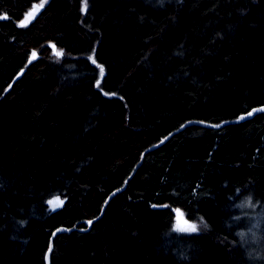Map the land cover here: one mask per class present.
I'll list each match as a JSON object with an SVG mask.
<instances>
[{
  "label": "trees",
  "instance_id": "trees-1",
  "mask_svg": "<svg viewBox=\"0 0 264 264\" xmlns=\"http://www.w3.org/2000/svg\"><path fill=\"white\" fill-rule=\"evenodd\" d=\"M93 1L0 0V264H47L53 231L86 228L107 200L90 229L57 234L50 264H264V111L221 128L176 131L188 119L217 123L264 104H242L233 116H185L210 80L183 72L216 52L238 54L235 28L181 43V78L167 110L156 108L147 122L124 92L135 78L150 100L167 88L150 72L152 61H170L166 43H176L169 36L180 34L185 12L263 25L264 0H113L119 27L143 28V9L160 16L112 60ZM256 60L264 64V41ZM111 61L116 87L107 85ZM229 83L220 78L217 86ZM258 87L264 93V69ZM56 197L64 203L53 208ZM178 213L195 230L177 226Z\"/></svg>",
  "mask_w": 264,
  "mask_h": 264
},
{
  "label": "rangeland",
  "instance_id": "rangeland-1",
  "mask_svg": "<svg viewBox=\"0 0 264 264\" xmlns=\"http://www.w3.org/2000/svg\"><path fill=\"white\" fill-rule=\"evenodd\" d=\"M39 7L35 5L29 10L20 20L21 24L25 23L26 16ZM91 11L96 15V24L105 33L103 49L112 60L119 54H124L130 50L136 40L147 31L151 21L157 19L160 14L151 10L143 9V12L148 16L147 24L140 30H134L129 26H117V20L120 19L121 13L114 10L113 0H94L91 6ZM35 15V14H34ZM232 25L235 29L233 41L240 48L238 54L230 57H222L216 52L210 60L198 61L188 71H184L182 76L195 78L197 81L205 79L210 80L208 88L200 95L197 107L194 106L186 109L185 116L187 117H206L214 110H221L225 115L233 116L241 108L242 104H253L261 99H264V93L259 91L258 75L264 69V64L257 62L259 48L264 41V24L257 25L256 21L247 17L240 23H233L229 20H220L207 14L203 17L192 16L187 12L182 17V29L180 34H172L169 40L176 38V43H166V49L170 52V61L166 64L153 58L150 72L157 78L167 84V88L157 93L153 100L148 99L149 90L143 87L139 78H135L125 89L124 92L128 97L134 111L138 113L142 120L147 122L150 114L156 108L167 110V96L173 84L181 77L176 73V64L180 58L184 56L186 45L191 44L194 40L206 33L209 28L225 29L226 26ZM111 73L107 80V85L116 87L121 82L120 74L117 72L111 61ZM220 78L229 79V85L221 89L217 86V81ZM59 197L54 198L52 201ZM63 200V198H59ZM51 207L52 204H51ZM54 208V207H53ZM177 226L185 230H190L193 223L188 222L181 213L177 215Z\"/></svg>",
  "mask_w": 264,
  "mask_h": 264
},
{
  "label": "water",
  "instance_id": "water-1",
  "mask_svg": "<svg viewBox=\"0 0 264 264\" xmlns=\"http://www.w3.org/2000/svg\"><path fill=\"white\" fill-rule=\"evenodd\" d=\"M263 111H264V104L256 105V106L252 107L247 112H242V113L238 114L235 117L227 118V119H224L223 121H220V122H217V123H213V122L207 121L205 119L192 118V119L186 120L176 131H180L183 128H185L186 126L191 125V124L201 125V126H205V127H209V128H221V127H223V126H225L227 124L239 123V122H242V121L247 120L249 118H252L256 113L263 112ZM169 137H170V134L167 135L166 137H164L161 141H159V143L150 146L148 148V150H151V149L163 144ZM142 159H143V155H142L141 160L138 162V164L135 167H137L141 163ZM133 172H132V174H133ZM126 182H127V180H126ZM125 185L123 186V188L125 187ZM123 188H119V189L115 190L114 192H112L110 194L109 198H111L116 193L121 192L123 190ZM107 201L104 203L103 208H102L99 216H97V217H95L93 219L86 220L84 222L85 225H86L85 226L86 228H84V227H80L79 228L80 222H77L74 226H71V227H66V226L57 227L53 231V233L51 235V238H50L49 248H48L47 253H46V262H47V264H50V257H51V251H52V248H53V242H54V239L57 236V234H60L62 232H70V231L75 230V229H80V230H88V229H90V227L92 226L93 222L97 218L102 216V213H103V211H104V209L106 207ZM89 222H91V223H89Z\"/></svg>",
  "mask_w": 264,
  "mask_h": 264
},
{
  "label": "snow or ice",
  "instance_id": "snow-or-ice-1",
  "mask_svg": "<svg viewBox=\"0 0 264 264\" xmlns=\"http://www.w3.org/2000/svg\"><path fill=\"white\" fill-rule=\"evenodd\" d=\"M41 6H42V5H41ZM35 11H36V10H33V12H30V13L26 16V18H25V23H27L28 21H30V20L33 18L34 14H35ZM53 47H55V46H53ZM59 54H61V53H58V55H59ZM33 57H35V53H33ZM50 203L52 204L53 207H59V206H62V205H63L64 201H63V200H60L59 198H57L56 200L51 201ZM89 223H91V222H89ZM190 227H191L192 230H195V225H192V226H190Z\"/></svg>",
  "mask_w": 264,
  "mask_h": 264
}]
</instances>
